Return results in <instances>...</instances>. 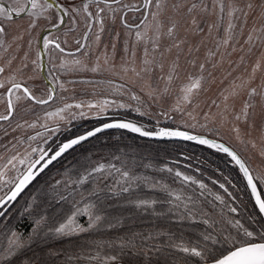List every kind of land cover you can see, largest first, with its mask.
I'll return each instance as SVG.
<instances>
[{
  "label": "snow or ice",
  "instance_id": "snow-or-ice-1",
  "mask_svg": "<svg viewBox=\"0 0 264 264\" xmlns=\"http://www.w3.org/2000/svg\"><path fill=\"white\" fill-rule=\"evenodd\" d=\"M0 264H264V0H0Z\"/></svg>",
  "mask_w": 264,
  "mask_h": 264
}]
</instances>
